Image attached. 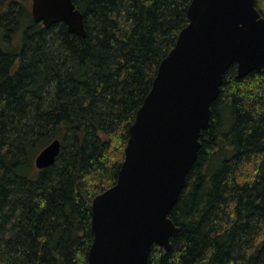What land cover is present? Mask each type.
<instances>
[{
	"label": "trees",
	"instance_id": "1",
	"mask_svg": "<svg viewBox=\"0 0 264 264\" xmlns=\"http://www.w3.org/2000/svg\"><path fill=\"white\" fill-rule=\"evenodd\" d=\"M75 2L86 37L0 0V264H88L93 199L118 179L192 0ZM54 140L56 162L38 169ZM200 141L170 214L179 233L149 264H264V70L229 67Z\"/></svg>",
	"mask_w": 264,
	"mask_h": 264
},
{
	"label": "water",
	"instance_id": "2",
	"mask_svg": "<svg viewBox=\"0 0 264 264\" xmlns=\"http://www.w3.org/2000/svg\"><path fill=\"white\" fill-rule=\"evenodd\" d=\"M37 23H64L86 37L75 0H32ZM189 23L162 60L153 86L130 127L116 183L93 199L88 264H149L155 244L171 249L179 227L170 214L209 129L224 75L264 70V16L256 0H192ZM61 141L36 156L38 169L56 162Z\"/></svg>",
	"mask_w": 264,
	"mask_h": 264
},
{
	"label": "rangeland",
	"instance_id": "3",
	"mask_svg": "<svg viewBox=\"0 0 264 264\" xmlns=\"http://www.w3.org/2000/svg\"><path fill=\"white\" fill-rule=\"evenodd\" d=\"M31 2H32V1L30 0V9H31Z\"/></svg>",
	"mask_w": 264,
	"mask_h": 264
}]
</instances>
